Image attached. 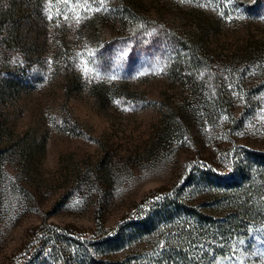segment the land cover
Returning <instances> with one entry per match:
<instances>
[{"label": "rangeland", "instance_id": "obj_1", "mask_svg": "<svg viewBox=\"0 0 264 264\" xmlns=\"http://www.w3.org/2000/svg\"><path fill=\"white\" fill-rule=\"evenodd\" d=\"M89 3L76 24L62 0L51 20L49 0H0V264H90L83 244L175 189L237 226L172 219L97 261L264 264V0Z\"/></svg>", "mask_w": 264, "mask_h": 264}, {"label": "trees", "instance_id": "obj_2", "mask_svg": "<svg viewBox=\"0 0 264 264\" xmlns=\"http://www.w3.org/2000/svg\"><path fill=\"white\" fill-rule=\"evenodd\" d=\"M238 170L236 169L233 173L227 176H215L213 184L220 187H236L241 178V173ZM199 177H202V175L199 174ZM203 178H207V176ZM159 200L160 201L158 204H155V201H152V204L149 203L150 209L148 213L140 215L134 220L124 221V224L117 225V227H115L113 230L104 231L105 234H97L96 237L103 236L101 237L100 242L92 243L90 245L83 244L84 249H86L85 252H88L87 258L89 259L90 264H95L97 262H104L108 264L109 262H105L103 261V259H101L103 255H99L100 259L99 261H97L98 259L96 258L95 253H102V251L100 250L101 248L117 250L121 244L123 245L126 242L131 241L132 238H134L138 234L144 235L146 233H149V230L154 225L156 226L160 224V222L166 223L173 219V223L175 221L183 223L180 228V230H182L180 236L182 237L190 235H202L204 237L207 236V238L210 237L214 240L220 236L223 230L226 231L233 228L234 226L236 227L237 222L239 221L237 215L223 216L214 213L204 214L201 212H197L195 208L186 203L185 199L181 196L180 191L177 189L173 190V192L170 194H166L163 197H160ZM215 200V207L218 208V206L221 205L222 200L219 198ZM245 207L246 208L240 206L234 209L236 211L245 209L247 212H251V209H255L254 205L249 206V208H247V206ZM175 255L178 259L173 264L182 263L187 258V255L183 251V249L179 250Z\"/></svg>", "mask_w": 264, "mask_h": 264}, {"label": "snow or ice", "instance_id": "obj_3", "mask_svg": "<svg viewBox=\"0 0 264 264\" xmlns=\"http://www.w3.org/2000/svg\"><path fill=\"white\" fill-rule=\"evenodd\" d=\"M50 2V6L48 9H46V13H47V17L49 20L53 19V11H52V8H51V0H49ZM62 2L64 4H66L68 7H67V11L65 12H61L59 9H57L56 11V15L57 16H63V18L65 20L69 19V15L68 13H72V16L71 18L75 21L76 24H79L81 22V20L84 18L82 17L81 15V7L83 6V10L84 11H92V7H91V4L89 3V0H75V2L73 3L72 0H62ZM92 3H96L97 5L99 6H104L105 4V0H91ZM181 2H183V0H181ZM188 2H191V0H188ZM95 10H100L99 7H97ZM125 56H127V53H124ZM84 71L87 72L88 69L87 67L85 66L84 68ZM140 75H144V73H140ZM109 79H116L115 76H111L109 77ZM125 110H128V109H125Z\"/></svg>", "mask_w": 264, "mask_h": 264}]
</instances>
